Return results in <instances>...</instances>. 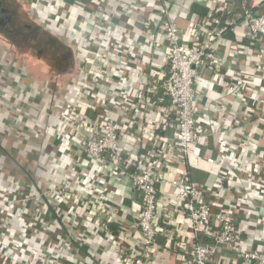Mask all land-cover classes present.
Wrapping results in <instances>:
<instances>
[{
    "label": "crops",
    "instance_id": "1",
    "mask_svg": "<svg viewBox=\"0 0 264 264\" xmlns=\"http://www.w3.org/2000/svg\"><path fill=\"white\" fill-rule=\"evenodd\" d=\"M25 1L27 2L26 5L17 7L20 17L14 21L20 23L23 20H28L27 17L25 18L22 15L24 12L29 15L30 20H33L38 25L40 22L35 19L32 8L40 1L33 0L30 1L31 4L28 3V0ZM48 1H52L54 2L52 4H55V0ZM169 1H171L174 11L172 14L174 22L184 33L186 39L191 37L188 34L189 21H199L196 12L193 13L191 11L192 5L211 8L213 6V0H185L184 5L182 4L184 0ZM227 1L229 9L235 11L237 1ZM56 2L55 5L57 6H60V2L74 6L70 9L73 12L69 13L71 18L78 20L73 23L72 34L78 36L81 41H92L88 43V49L85 51L77 46L69 55L74 59L69 61V65H72L77 71H80L82 67L85 69L84 72H80L82 76L80 75L79 79H84L87 75L90 78L99 77L98 73L102 67V63H106L110 67L120 66L125 71L121 65L122 62L116 57L113 50L104 49L97 56H94V53L90 50H92L91 45L94 44L95 39L103 38L104 36L102 27L98 23L101 21L99 19L103 18L108 23L112 36L114 34L117 35L113 29L118 31L119 28H123L124 23L126 25L124 27H128L127 32L123 33L122 36L123 38H127L128 43L136 46L135 56L131 58L130 62L134 67H131L128 72L125 71L127 75L119 83L109 80V77H107V80L104 79L101 82L102 87L99 91L103 100L107 99L106 102L117 101L118 89H123L124 92L128 90L130 92L132 90L141 92L147 85L148 79H154L157 85L161 84L167 67L163 50L159 47L162 37L161 24L159 21L150 22L147 27H141L140 24L142 21L150 19L152 14L151 3H146V7L140 12L141 9H134V0H60V2L58 0ZM45 9L44 11H46ZM255 9L264 14V0H261ZM75 10L76 14L74 15ZM103 15L104 17H102ZM136 23L138 25H135ZM38 26L41 27L38 30L41 35L37 36L36 40L38 43H42L45 26L42 24ZM46 29L48 28L46 27ZM223 30L222 35L216 40L213 52L217 67L205 69L201 78L196 81L199 93L195 102L196 109L201 116H206L211 121H215L217 126L213 129H205L206 138L202 141L203 143L199 147L197 155H189L183 161L172 159L161 167L162 181L158 184L156 219L162 231L156 236V245L148 252L141 250L139 233L131 227L132 222L137 219L140 213L141 193L133 187L130 176H114L110 172V166L106 162L89 161V158L82 149H77L75 146L65 153L60 151V188H62V200L60 199V234L58 231L55 232L56 241H49L47 239L44 227L42 233L45 236H40L39 234L37 236L34 229L29 226V220L22 218L21 213L23 211L34 215L29 193L23 191V189H26L27 192H30V189L27 187L22 188L20 183L14 182L11 180L12 178L10 179L11 182L8 179L7 181L0 179V185H4H1L2 191L8 190L10 192L13 189L14 193L19 194V198H23L24 196L25 199V196L28 195L27 201L17 204L18 209L21 207L20 212H17L18 209L9 206L11 200L8 206L5 205L7 208L4 209L11 211V215L4 211L2 212L1 210L4 206L0 205V228L2 227L5 231H8L9 235L12 232L11 241L9 239L6 240L7 247L12 246L10 248L12 253L11 263L21 264L24 262L22 258L28 259L30 264H78V261L82 260L84 264L187 263L189 245L197 242V239H193L194 235L191 233L190 221L183 210L180 199L177 197L175 188L170 185V180L172 178H179L182 171L187 170L189 175L199 185L214 183L216 179L214 173L217 171L219 165L217 167V163H208L206 158L211 157L214 160H218L219 152L217 146L220 142L227 143L228 149L232 150L233 155L243 156V159H248V157H245V153L240 151L242 137L256 141L258 152L264 150V123L260 119V116L264 114V109L255 106L257 99L264 100V71H260L258 67V65H262V62V67H264V36L257 41L249 40L247 37V27L242 23H235L234 26L230 25V27ZM57 35L60 37V31ZM118 35L117 37L120 38ZM29 37L34 38L33 35ZM59 37L54 39L60 42ZM13 46L15 47L16 44L14 43ZM63 51L60 50L59 56H64ZM27 52H30L29 49ZM32 59L35 60V56ZM38 61L36 59L33 62L36 63ZM26 62L32 67V61L26 60ZM54 64L51 67L53 69L56 68L58 72L64 75L63 71L66 70L63 68V63L59 61V64ZM12 66L11 71L13 72L15 66ZM24 70H26L25 67ZM21 72L23 73V71ZM233 74H240L245 78L246 82L241 92L245 97L246 105L253 107V113H249L244 109L245 106H242L236 94L225 93L223 87L220 85L221 81H228L229 77ZM57 79L55 78L54 82L59 85L60 80ZM11 80L13 82L11 83L12 85L18 84L16 79L12 78ZM28 87L32 89L31 84ZM62 87H64L63 84ZM131 101L133 103L136 102L134 104L136 123L132 128L127 129L125 135L119 138L122 158L127 159L131 165L127 170L129 174L135 170L134 165L136 166L140 162L142 154L146 151L149 154V151L153 149L152 145L159 146L158 151L171 157L169 147L173 145L174 141L171 130L167 128L164 121V116L169 115V101L162 96L161 88L151 102H146L141 97L138 99L133 98ZM97 105L100 104L97 103ZM80 109L78 112L81 113L82 110ZM99 110L100 108L93 110L91 107L88 110L86 109L85 115L86 120L89 121V128L81 126L80 132L76 131L75 133H73L74 129H68L70 139L73 142L70 148L74 146L73 144L83 139V136H88L90 128L93 129V132L97 130V127L99 129ZM114 111H116L117 119L120 120L122 118L120 117L121 108L116 107ZM133 113L134 111L132 110L128 112L129 118L134 117ZM58 115L57 111V114L47 119L48 122H50L49 120L53 121L55 117L57 119ZM61 118L62 115L60 113V120ZM58 125L56 124L54 131H57ZM152 135L156 138L150 141L149 138ZM54 138L57 143L56 136ZM263 163L264 161L259 164L260 166L262 165L261 170L264 167ZM246 174V171L240 172L238 176L240 179H244ZM30 183L27 184L30 185ZM66 184L73 185L70 196L67 193L65 194ZM5 186L8 188L5 189ZM13 186L17 187V191L14 189L16 187ZM237 195V193L234 194V196ZM225 196L228 197L229 193L226 192L223 197L216 198L215 200L222 201L223 198H227ZM12 203L14 202L12 201ZM43 211L44 217L42 214L43 219H40V223L43 226H47L50 219H52L49 217H53L54 214L53 212L47 213L45 206L43 207ZM249 216L248 219L250 220H258L256 219V215L252 216L250 214ZM241 218L242 215L238 219ZM73 219H76V221ZM66 221L68 222L67 226ZM262 222L264 223V220L261 221V224L259 222L258 224L260 225H257V227H251V231L259 235L260 241L264 243V227ZM96 223L100 228H95L94 225ZM243 224L245 222L242 220L240 227ZM119 226H126L127 229H130L128 233L125 232L122 235L120 243L116 241L117 239L110 230L113 227L117 233L119 232ZM35 227L38 230L40 226L36 224ZM246 238L247 235L243 234L242 239L247 243L249 239ZM72 240L75 244H72ZM120 249L124 250L123 255L126 254L124 257L120 255ZM260 250L264 252V244L261 245ZM183 259L185 260L183 261ZM3 260L0 257L1 264L5 263ZM211 264L245 263L234 257L231 251L222 247Z\"/></svg>",
    "mask_w": 264,
    "mask_h": 264
},
{
    "label": "built area",
    "instance_id": "2",
    "mask_svg": "<svg viewBox=\"0 0 264 264\" xmlns=\"http://www.w3.org/2000/svg\"><path fill=\"white\" fill-rule=\"evenodd\" d=\"M260 1H238L235 4V11H232L229 9L227 0H213L212 11L209 15L199 19V21H189L193 33L189 34L191 37L186 39L184 33L174 22L172 15L174 11L169 0H134V9H141L140 12L146 7V3L152 4L150 19L144 20L140 24L141 27H147L150 22H160L162 37L159 47L163 50L167 67L160 85H157L154 79H148L147 85L141 92L137 90V92L134 90L124 92L123 89H118V100L114 102H106L107 99L101 98L99 91L102 87L101 82L109 77V80L119 83L123 77H126L125 71L128 72L131 67H134L130 62L131 58L135 56L136 46L128 43L127 38L122 36L128 29V27H124L126 26L125 23L122 26V32L118 35L120 38H118L116 34L110 36L108 33L109 25L105 20L103 23L106 26H101L103 38L91 45L92 50L90 51L94 53V56H97L104 49L113 50L116 57L122 62L121 65L125 71L120 66L110 67L108 64L102 63L98 73L99 77L90 78L88 75L84 77L81 82L82 87L78 91L79 96L70 99L66 104L56 138L58 141L60 139V151L62 153L76 146L77 149H82L89 161L106 162L114 176H130L133 187L141 193L140 213L137 219L132 222L131 227L139 233L141 250L145 252L156 245V236L162 231L156 219L158 184L162 181L161 167L172 159L183 161L189 155H197L202 141L206 138L205 129H213L217 126L215 121H211L206 116H201L196 109L195 102L199 94L196 81L201 78L205 69L217 67L213 52L216 40L222 35L223 29L230 27V25L234 26L235 23H242L247 27L249 40L257 41L264 36V14L255 9ZM215 13L221 15L215 16ZM224 15L228 19L225 18L222 21L221 16ZM261 64L258 67L260 71H264L263 62ZM245 82L242 75L233 74L228 81H221L220 85L225 93L236 94L242 106H245L244 109L253 113V107L246 105L245 97L241 92ZM160 88L162 89V96L169 101V115L164 116V121L167 128L171 130L174 139L173 145L169 147L171 157L158 151L159 146L152 145L153 149L149 151V154L147 151V153L142 154L140 162L136 166L134 165L135 170L129 174L127 170L131 165L127 159L122 158L119 138L125 135L127 129L132 128L136 123L134 106L136 102L133 103L131 99L141 97L146 102H151ZM255 106L264 109V100L257 99ZM90 107L93 110L100 108L99 129L97 127V130L93 132V129L90 128L89 135L83 136V139L70 148L73 142L70 139L68 129H74L73 133H75L76 131L80 132L81 126L89 128L85 111ZM116 107L121 108L120 117L122 118L120 120L117 119L116 111H114ZM79 109L82 110L81 113L78 112ZM130 110L134 111V117L129 118L128 112ZM260 119L264 123V114L260 116ZM154 138L156 137L152 135L149 140L153 141ZM241 141L240 151L245 153V157L248 159H243V156L240 155H233L232 150L228 149L225 142H220L217 146L218 160L211 157L206 158L208 163H217V167L219 165L214 173L216 177L214 183L199 185L187 170L182 171L179 178L170 180V185L175 188L177 197L180 199L183 210L190 221L191 233L195 236L202 235L206 239V242L197 240V242L189 245L187 250L189 258L186 264H211L222 247L231 251L234 257L245 264H264V252L260 250L264 243L260 241L259 235L251 231V227H257L264 220V167L261 170L262 165H259L264 161V150L258 152V144L254 140L242 137ZM245 171L246 177L240 179L238 174ZM226 192L229 193L228 197L225 196L227 198H223L222 201L215 200L223 197ZM236 193L238 195L234 196ZM18 196L19 194L14 193L13 189L10 192L1 189L0 205L4 206L1 211L11 215V211L4 210L7 208L5 205L8 206L10 200L9 206L18 209L17 204H22L28 199L27 196H25L26 199L24 196L23 198ZM60 199L62 200V188H60ZM20 209L17 212H20ZM250 214L256 215L258 220L248 219ZM21 215L22 218L29 220V226L34 229L37 236L38 234L45 236L42 233L43 228L39 227L37 230L35 227L36 224L42 225L40 223V219H43L41 214L35 215L34 213L31 215L30 212L23 211ZM240 215L242 218L238 219ZM73 220L76 221V219ZM239 220L245 222L242 227H240L241 221L239 224ZM259 222L260 224H258ZM262 224L264 227L263 222ZM94 226L100 228L97 223ZM0 229V257L4 259V264H15L11 263L10 248L12 246L10 245L8 248L6 245V240L11 241L12 232L9 235L8 231L2 227ZM129 230L126 226H119V232L112 234L120 243L122 235L125 232L128 233ZM243 234H246V239H249L247 243L242 239ZM23 244L26 245L25 242ZM120 251V255H123L124 250L120 249ZM22 260L24 262L21 264H30L28 259L22 258ZM78 264H84L83 260L78 261Z\"/></svg>",
    "mask_w": 264,
    "mask_h": 264
},
{
    "label": "rangeland",
    "instance_id": "3",
    "mask_svg": "<svg viewBox=\"0 0 264 264\" xmlns=\"http://www.w3.org/2000/svg\"><path fill=\"white\" fill-rule=\"evenodd\" d=\"M30 1L33 0H28L29 4H31ZM39 1L32 8L33 15L40 22L38 25L45 26V34L57 38L60 31L59 40L64 47L62 48L64 56H59L61 58H55V60L61 61L63 68L68 71H63L64 75H62L56 68L51 67L55 65L53 61L49 63L45 58V61L42 59L34 63L35 60L32 58L35 56V50L29 49L30 52L26 53L13 45L10 46L9 42L0 36V179L5 181L8 179L10 182L13 180L20 183L22 188L30 189V192L26 189L23 191L29 193L31 208L35 215L41 214L38 211L44 212L43 201H48L54 216L49 217L52 219L47 226L40 225V228L44 227L49 241H56L55 232L58 231L60 234V150L58 151L60 139L59 141L57 139L56 143L54 137L57 136L60 125L57 131L54 129L56 124H60V113L64 114L65 105L70 99L79 96L78 89L82 87L83 79H79V76L85 69L82 67V70L77 71L69 65V61L73 59L69 55L77 46L85 51L88 49V44L86 45L78 36L72 34L73 23L78 20L70 16L69 12H73L70 9L74 7L72 4H65L59 0L60 6H57L55 4L58 0H55V4L48 0ZM99 20H101L98 22L99 26L105 27L104 19ZM113 31L118 35L122 32V28L118 31L113 29ZM110 32L111 30L108 31ZM36 38L29 37L28 41L31 44L38 43ZM48 51L47 54L52 53ZM26 60L33 62L32 67ZM12 65L15 66L13 72ZM68 65L71 67L69 68ZM12 78L16 79L18 84L12 85ZM55 78L60 80L59 85L55 84ZM30 84L32 89L28 87ZM57 111L59 113L57 119L55 117L53 121L48 122L47 119L57 114ZM29 182H31L30 185H28ZM5 189H7L6 186ZM72 190L73 185L66 184L65 194L70 196ZM67 223L66 221V226Z\"/></svg>",
    "mask_w": 264,
    "mask_h": 264
},
{
    "label": "flooded vegetation",
    "instance_id": "4",
    "mask_svg": "<svg viewBox=\"0 0 264 264\" xmlns=\"http://www.w3.org/2000/svg\"><path fill=\"white\" fill-rule=\"evenodd\" d=\"M27 2L25 0H0V36L5 39L6 42H9V45L16 44V48L28 51V49L35 50V60H41L51 63L59 64L58 60L60 49L64 48L62 44L52 38L49 35L43 34V42L42 43H34L31 44L29 40V36L33 35L37 37L41 35V33L37 32L39 30V26L30 20V17L26 13H22V15L28 20H23L20 23H16L14 20L20 15L18 14V8L22 5H26ZM7 18V19H6ZM50 50L52 53L47 54L46 52ZM63 50V49H62ZM58 51V52H57ZM49 52V51H48ZM45 58V59H44Z\"/></svg>",
    "mask_w": 264,
    "mask_h": 264
},
{
    "label": "trees",
    "instance_id": "5",
    "mask_svg": "<svg viewBox=\"0 0 264 264\" xmlns=\"http://www.w3.org/2000/svg\"><path fill=\"white\" fill-rule=\"evenodd\" d=\"M239 0H237V2H238ZM185 0L182 2V4L184 5L185 4ZM169 3L171 4V1H169ZM191 11H193V13L194 12H196V14L198 15V17H199V19H201V18H203V17H205L206 15H208L211 11H212V8L211 7H199V6H193L192 5V7H191ZM215 16H219V15H221L220 13H215L214 14ZM225 18H227V16L226 15H224V16H221V19H222V21H224V19ZM193 33V31H192V29H191V27H189L188 28V34H192ZM85 42V44L87 45L88 43H90V42H92L91 40L89 41H84ZM84 44V45H85ZM156 130V129H155ZM188 157V156H187ZM196 158V157H195ZM188 159V158H187ZM2 186H4L3 184H1ZM1 185H0V190L2 189V187H1ZM6 188H8V187H6ZM15 189V191H17V187L16 188H14ZM43 204H44V206H45V209H46V212L47 213H51L52 212V207H49L48 206V201H43ZM39 212H41V215L43 214V217H44V212H42V211H38V213ZM46 215V214H45ZM111 232L113 233V234H115L116 232H115V229L113 228V227H111ZM194 240H200L201 242H206V239H205V237L204 236H202V235H198V236H195L194 235V238H193ZM72 244H75V242L72 240ZM182 245H183V243H182ZM85 253H86V251H85ZM145 264V263H144Z\"/></svg>",
    "mask_w": 264,
    "mask_h": 264
},
{
    "label": "water",
    "instance_id": "6",
    "mask_svg": "<svg viewBox=\"0 0 264 264\" xmlns=\"http://www.w3.org/2000/svg\"><path fill=\"white\" fill-rule=\"evenodd\" d=\"M7 19V18H6ZM41 29V27H39ZM39 32V31H38Z\"/></svg>",
    "mask_w": 264,
    "mask_h": 264
}]
</instances>
